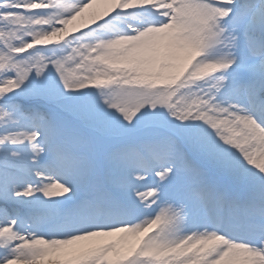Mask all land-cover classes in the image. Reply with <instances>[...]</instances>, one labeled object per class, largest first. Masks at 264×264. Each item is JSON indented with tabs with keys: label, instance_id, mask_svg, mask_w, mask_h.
<instances>
[{
	"label": "snow or ice",
	"instance_id": "obj_1",
	"mask_svg": "<svg viewBox=\"0 0 264 264\" xmlns=\"http://www.w3.org/2000/svg\"><path fill=\"white\" fill-rule=\"evenodd\" d=\"M0 264H264V0H0Z\"/></svg>",
	"mask_w": 264,
	"mask_h": 264
}]
</instances>
